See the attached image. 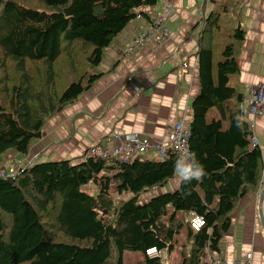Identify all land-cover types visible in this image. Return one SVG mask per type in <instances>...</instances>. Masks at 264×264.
I'll use <instances>...</instances> for the list:
<instances>
[{
	"label": "trees",
	"instance_id": "obj_1",
	"mask_svg": "<svg viewBox=\"0 0 264 264\" xmlns=\"http://www.w3.org/2000/svg\"><path fill=\"white\" fill-rule=\"evenodd\" d=\"M157 1L0 0V156L26 154L47 120L93 84L104 48ZM215 13L198 24L199 91L188 126L187 164L204 176L138 202L174 177L175 152L31 163L0 177V264H123L126 250L141 253L135 264H202L207 248L219 250L240 199L260 188L263 165L240 113L244 92L230 83L244 31L223 28ZM90 182L95 194L82 189ZM194 215L204 221L198 230Z\"/></svg>",
	"mask_w": 264,
	"mask_h": 264
},
{
	"label": "crops",
	"instance_id": "obj_2",
	"mask_svg": "<svg viewBox=\"0 0 264 264\" xmlns=\"http://www.w3.org/2000/svg\"><path fill=\"white\" fill-rule=\"evenodd\" d=\"M168 2L172 5L165 22L169 38L160 44L147 41L132 55H126L124 50L132 37L146 30L148 22L161 14ZM141 11L142 18L130 21L104 48L93 69L97 75L93 84L47 120L26 154L13 149L2 154L1 168L20 169L34 162L60 159L76 163L94 145L113 147L120 135L139 132L163 140L175 121L183 119L189 126L191 101L199 91L198 24L213 12L223 28L240 26L244 31L236 45L238 72L231 76L230 83L242 93L247 86L264 83V0H158ZM212 44L215 59L221 48L215 39ZM243 118L254 124L262 157V181L258 190L240 199L219 250L213 254L228 262L244 260L251 254L247 264H264V197L259 212L264 186V112L245 114ZM179 182L176 180L174 186ZM88 187L93 193L94 186ZM174 262L172 258L167 263Z\"/></svg>",
	"mask_w": 264,
	"mask_h": 264
},
{
	"label": "built area",
	"instance_id": "obj_3",
	"mask_svg": "<svg viewBox=\"0 0 264 264\" xmlns=\"http://www.w3.org/2000/svg\"><path fill=\"white\" fill-rule=\"evenodd\" d=\"M172 11L170 2L164 4L161 14L147 24V28L136 36L132 37L131 43L124 50L126 55H132L137 48L142 47L145 42L153 41L160 44L166 41L170 36V31L166 27L165 22ZM142 18L141 14L136 19ZM264 112V83L250 85L246 87V91L242 96L240 103V113L259 115ZM251 130V142L258 145V141L253 133L254 124L247 121ZM189 128L185 126L183 119L175 121L169 128L165 139L150 138L139 132H132L125 135L117 136L116 144L111 148L102 145H94L87 149L86 156L99 158H114L116 160L130 162L135 158H141L143 153H154L159 158H164L168 150L177 154L176 168L182 167L188 162L189 158ZM18 169L13 168L6 170L0 167V177H12ZM190 224L194 230H198L203 224V218L194 215ZM207 253L203 254V264H247L250 261L251 254H247L244 260H235L228 262L218 256H214L213 252L207 248Z\"/></svg>",
	"mask_w": 264,
	"mask_h": 264
},
{
	"label": "rangeland",
	"instance_id": "obj_4",
	"mask_svg": "<svg viewBox=\"0 0 264 264\" xmlns=\"http://www.w3.org/2000/svg\"><path fill=\"white\" fill-rule=\"evenodd\" d=\"M214 114V110H211L209 112V115H212ZM144 157L148 158V159H157L159 158L158 155H151V154H147L146 152L142 154ZM181 176L179 177L178 176V171L176 170V173L174 175L173 178H171L169 181H167L164 185L162 186H159V187H156L155 189L151 190V191H146V192H143L139 195L138 197V202H145L147 199H149L151 196H154V195H157L159 193H162V192H171V191H174L178 186H174V182L176 183V180L177 181H180L181 180ZM179 179V180H178ZM92 184L94 186V184L92 182L88 183V184H85L84 186H82V189L86 192L89 191V187L88 185ZM94 191H95V186H94ZM89 193V192H88ZM92 194H95L92 193ZM131 195L129 193H122L121 195V198H128L130 197ZM151 254H155V252L151 253ZM141 258V253L139 251H124L123 253V264H135L138 259ZM203 263V262H202ZM163 264H166V263H163Z\"/></svg>",
	"mask_w": 264,
	"mask_h": 264
},
{
	"label": "clouds",
	"instance_id": "obj_5",
	"mask_svg": "<svg viewBox=\"0 0 264 264\" xmlns=\"http://www.w3.org/2000/svg\"><path fill=\"white\" fill-rule=\"evenodd\" d=\"M179 175L184 178L191 180L192 178L200 179L204 176V169L202 166L194 167L191 164H185L177 169Z\"/></svg>",
	"mask_w": 264,
	"mask_h": 264
},
{
	"label": "water",
	"instance_id": "obj_6",
	"mask_svg": "<svg viewBox=\"0 0 264 264\" xmlns=\"http://www.w3.org/2000/svg\"><path fill=\"white\" fill-rule=\"evenodd\" d=\"M263 197H264V186H263V190H262V192L260 193V197H259V212L262 210H260V206H262V200H263ZM264 224V223H263ZM151 251V253H153V252H155V250L153 249V250H150Z\"/></svg>",
	"mask_w": 264,
	"mask_h": 264
}]
</instances>
